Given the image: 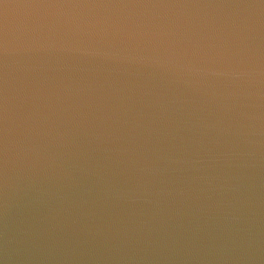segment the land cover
<instances>
[{"label":"clouds","instance_id":"clouds-1","mask_svg":"<svg viewBox=\"0 0 264 264\" xmlns=\"http://www.w3.org/2000/svg\"><path fill=\"white\" fill-rule=\"evenodd\" d=\"M0 264H264V0H0Z\"/></svg>","mask_w":264,"mask_h":264}]
</instances>
